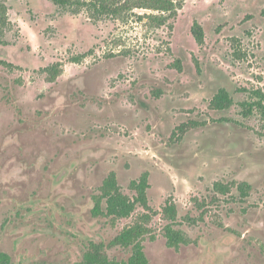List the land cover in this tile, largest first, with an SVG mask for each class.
I'll list each match as a JSON object with an SVG mask.
<instances>
[{"label": "rangeland", "instance_id": "374dc122", "mask_svg": "<svg viewBox=\"0 0 264 264\" xmlns=\"http://www.w3.org/2000/svg\"><path fill=\"white\" fill-rule=\"evenodd\" d=\"M173 2L162 11L121 0L94 20L89 8L0 0V251L14 264H79L89 242L137 222L141 206L116 221L92 215L111 171L130 196V182L150 174L149 264H264V121L243 109L264 90V0ZM221 88L234 103L214 109ZM170 197L175 228L192 239L177 249L165 237ZM107 253L127 260L132 247Z\"/></svg>", "mask_w": 264, "mask_h": 264}, {"label": "trees", "instance_id": "16d2710c", "mask_svg": "<svg viewBox=\"0 0 264 264\" xmlns=\"http://www.w3.org/2000/svg\"><path fill=\"white\" fill-rule=\"evenodd\" d=\"M65 12L79 13L83 8H89L93 11L91 16L94 20H104L107 17L115 15L119 11L121 0H50ZM140 6L153 8L156 10L170 11L174 9L173 0H140ZM139 6V3H137ZM7 7L0 3V23L6 21ZM158 18V17H155ZM164 20V19H163ZM192 32L199 42H203L205 32L199 22H195L192 26ZM75 57L73 60L78 61L81 57ZM49 73L51 80H55L60 74L61 69L58 64H52L45 69ZM251 100L243 103L245 115H251L258 111L264 121V90L260 88L249 91ZM234 103V100L225 88H221L211 99L210 105L214 109H227ZM189 126L182 124L179 129L182 132ZM149 172L145 171L138 179L130 182V188L134 191V195L126 194L118 181L115 171H111L103 180L99 193L93 195L94 206L92 207V215L94 217H108L113 221L121 218L130 217L138 206L143 207L146 212L139 216V220L132 225L125 227L109 242L91 241L84 253L83 260L79 264H149L148 256L145 252L144 240L147 235L155 240V235L151 233L149 224L153 218L154 211L150 205L148 190L151 187L149 180ZM230 185L221 181L214 183V190L223 194L230 192ZM240 196L242 199L249 196L251 185L247 181L238 184ZM164 217L168 220L165 226L166 244L170 248H179L181 244H190L192 239L182 229L175 228L178 221L177 205L172 197H170L162 209ZM116 246L132 247V254L127 260L110 259L107 248ZM0 264H14L12 256L5 251H0Z\"/></svg>", "mask_w": 264, "mask_h": 264}]
</instances>
